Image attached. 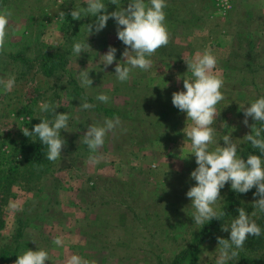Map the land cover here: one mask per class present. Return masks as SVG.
<instances>
[{"label":"rangeland","instance_id":"374dc122","mask_svg":"<svg viewBox=\"0 0 264 264\" xmlns=\"http://www.w3.org/2000/svg\"><path fill=\"white\" fill-rule=\"evenodd\" d=\"M103 2L108 12L117 10L110 0ZM127 3L120 0L121 7ZM166 3L168 45L147 57L152 61L149 70L133 69L121 83L115 67L123 63L126 46L117 37L113 18L99 33L89 34L95 17L83 11L79 20L70 15L74 8L84 9L85 0H0V10L12 12L0 47V264H14L30 249L45 250V264H67L73 255L87 264H166L200 230L186 196L196 184L190 174L198 167L184 132L193 122L172 104V94L185 90L183 78L193 79L185 60L205 51L212 54L217 61L212 74L223 81L224 100L216 105L209 147L223 146L222 137L228 134L241 157L249 143L243 138L256 121L249 117L246 126L240 105L250 106L264 93V0ZM75 42H87L88 52L77 57ZM109 46L117 49L116 61L105 68L100 57ZM48 52L65 56L64 65L51 76L41 67ZM83 70L89 71L91 87L78 78ZM101 93L110 97L108 103L96 99ZM84 100L93 107L81 110ZM42 103L69 114V131H61L67 143L60 158L32 177L15 150L30 138L22 128L31 131L40 119H52L51 112L40 111ZM98 107L118 112L110 116ZM115 117L121 125L107 134L97 153L90 152L82 142L88 125ZM230 186L221 189L216 210ZM255 199H244L251 219L261 213L252 206ZM220 233L230 238V231ZM56 237L62 238L61 246L53 243ZM217 248L218 241L209 239L183 264H216ZM244 248L228 264H249L248 257L264 264V251Z\"/></svg>","mask_w":264,"mask_h":264},{"label":"clouds","instance_id":"9594fccd","mask_svg":"<svg viewBox=\"0 0 264 264\" xmlns=\"http://www.w3.org/2000/svg\"><path fill=\"white\" fill-rule=\"evenodd\" d=\"M84 9L74 8L70 15L72 19L79 20L82 11L95 17L94 23L88 24V33H99L103 30L110 18L115 20L117 25V37L126 46L123 52V63H116V78L124 83L130 79L133 69L139 68L147 71L152 67L151 57L157 49L167 46L169 34L165 27L166 19L164 8L167 7L166 0H128L126 7L120 6V0H110L111 4L117 6V10L108 12L103 0H85ZM12 12L8 9L0 10V47L5 43L8 35L9 18ZM66 13L59 12V17L64 18ZM90 45L86 42H75L73 52L79 57L82 52H88ZM115 47L109 46L108 51L100 57L105 68L116 61ZM188 71L193 79L183 78L185 90L173 92L172 104L181 112L187 114V121L191 120L193 126L184 129L186 139L191 141L192 154L196 157V167L190 174V178L196 181L186 193L191 200V207L195 209L192 213L196 225H204L206 221L221 219L222 211L216 210L213 205L221 198V189L230 182L231 189L237 193L246 194L253 188L256 189L253 208L264 212V160L261 155L251 154L246 159L238 155V146L231 138V135H224L223 146L210 150L213 143L214 130L210 127L214 117L217 115L216 105L224 100L221 92L223 81L212 74L216 66V58L205 51L203 55L197 54L193 60H185ZM78 78L82 86L91 87L93 80L89 77V71H80ZM180 79V77H178ZM10 90V86H9ZM96 99L108 103L110 97L104 93L96 96ZM240 105V104H239ZM240 105L245 119L243 123L249 126L248 118L256 122H264V97H260L248 104ZM93 107L86 100L82 101L79 108L88 110ZM58 105L50 103L40 105L41 112H51L52 119H40L42 122L34 126L33 130L28 127L22 128L26 137L35 138L47 146L46 158L55 162L62 155L66 140L62 138L61 131H69L70 116L65 112H57ZM256 124V123H255ZM255 124L250 125L252 132L246 134L244 141L251 143L254 149H259L264 155V139L261 133L264 129H258ZM121 125L119 117L113 119L105 118L102 125L90 124L83 135L82 142L87 145L92 153H97L105 143L109 132H114ZM80 142V141H79ZM185 145V144H184ZM97 156H90L89 160L98 162ZM157 166L155 163L152 165ZM10 207H15L10 202ZM239 215L230 223L223 224L224 232L230 231V238L217 237L219 256L216 264H228V261L235 259L239 251L243 249L248 236H260L261 229L255 220L250 218L244 207L238 209ZM256 215V212L251 214ZM53 243L57 246L63 244L61 237H56ZM49 260L48 253L43 249L28 250L18 256L14 264H45ZM67 264H87L79 256L73 255L68 259Z\"/></svg>","mask_w":264,"mask_h":264},{"label":"trees","instance_id":"16d2710c","mask_svg":"<svg viewBox=\"0 0 264 264\" xmlns=\"http://www.w3.org/2000/svg\"><path fill=\"white\" fill-rule=\"evenodd\" d=\"M16 58V55L14 56ZM63 58L65 56L60 53H45L41 60V67L43 73L46 75H52L55 70L60 69L61 65H64ZM23 63H28L23 57ZM264 97V93L262 95ZM100 110L105 112L107 115H115L118 110H114L106 107H98ZM42 121H38L41 123ZM38 123H35L38 124ZM255 127L258 129H264V122H255ZM33 125V128L34 126ZM31 130L32 127H31ZM261 139H264V131L261 133ZM36 142H33L30 137L29 140L23 141V145L15 150V153L21 154L23 159V165L26 167L28 174L30 176L43 174L48 170L49 160L46 158L47 146L43 145L38 138H35ZM261 155L259 149H254L251 143H248L241 150V157L246 159L249 155ZM256 189L253 188L246 194H241L233 191L231 186L224 198V201L218 211H222L224 215L221 219H213L212 221H206L204 225L201 226L200 230L194 234L189 245L182 249L178 254L175 255L172 261L166 264H183L196 249H198L204 242L209 241V239L217 240V237H221L222 225L227 224L234 216L238 215V209L244 207V199L246 197H253ZM253 220L258 224L261 229L260 236H248L244 244V251L249 252H262L264 251V212L257 214ZM4 254V253H3ZM244 252L241 255L243 260H248L249 264H257L258 258H245ZM245 258V259H244ZM234 264H245V262H237Z\"/></svg>","mask_w":264,"mask_h":264}]
</instances>
